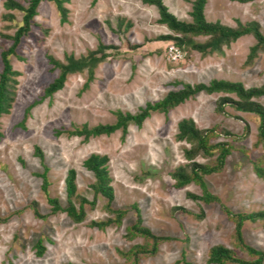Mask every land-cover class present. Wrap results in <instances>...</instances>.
I'll return each instance as SVG.
<instances>
[{"label": "rangeland", "instance_id": "obj_1", "mask_svg": "<svg viewBox=\"0 0 264 264\" xmlns=\"http://www.w3.org/2000/svg\"><path fill=\"white\" fill-rule=\"evenodd\" d=\"M4 1L0 0V52L11 45L7 37L14 34L22 17L17 10H5ZM13 1L25 7L28 0ZM192 1L163 3L178 20L190 22ZM64 6L68 14L62 24L54 4L42 1L34 26L16 54L9 56L19 76L9 113L0 117V264H124L119 252L143 242L142 238L125 237V228L135 220L132 205L137 206L142 225L152 234L170 238L159 245L154 256L141 258L139 264H208L207 252L215 246L251 260L235 247L234 225L221 205L188 198L187 194L200 196V187L190 183L177 189L171 178L176 168L189 164L183 150L190 145L177 141L175 135L177 123L191 119L199 130H216L218 137L211 143L227 142L233 148L220 172L203 177L207 191L233 213L264 209V180L252 171V162L264 153L256 144L259 121L253 114L229 106L218 113L216 104L224 94L199 93L166 115L151 113L140 128L130 124L125 136L118 130L84 140L63 131L112 125L115 112L135 114L184 84L225 80L245 88L263 86L264 53L247 61L249 48L255 44L253 37L243 36L221 52L212 48L200 53L175 39H162L176 35L157 23L154 6L139 0H98L95 5L91 0H68ZM204 16L207 22L232 28L238 22H257L264 34V0H207ZM191 40L204 44L209 38ZM99 46L104 47L105 57L94 68L86 89L84 69L68 75L60 91L43 98L44 89L58 74L48 56L60 62L69 55L88 58L91 52L100 57ZM256 101L264 107V96ZM36 148L42 160L35 155ZM92 154L108 158L114 193L110 208L127 211L120 226L103 230L91 226L112 217L106 211V199L100 195L94 198L93 175L82 166ZM215 157L198 155L194 161L212 164ZM43 166L48 170L47 195L36 175L43 172ZM68 170L75 171L77 194L88 201L95 199L93 209L85 206L81 223H74L64 213H51L47 203L48 196L66 206L64 179ZM242 238L248 246L264 252L262 222L244 223ZM38 240L44 247L41 256L36 255Z\"/></svg>", "mask_w": 264, "mask_h": 264}, {"label": "trees", "instance_id": "obj_2", "mask_svg": "<svg viewBox=\"0 0 264 264\" xmlns=\"http://www.w3.org/2000/svg\"><path fill=\"white\" fill-rule=\"evenodd\" d=\"M42 1H48L54 4L59 17L60 23L67 22L68 10L64 4L68 0H28L27 5L23 7L18 2L13 0H5L3 8L7 11L17 10L22 13L20 26L16 29L12 36L7 38L11 41V45L1 50V72H0V117L7 115L14 101L15 87L17 85V77L19 73L12 69L9 62V56L16 54V49L22 39L26 37L31 28L34 26V17L37 14V8ZM98 0H91V5H95ZM142 4L154 6L158 13L157 23L164 25L170 32L176 36H164L162 39H175L181 44H187L193 51L205 53L208 49H214L221 52L222 47H228L231 43L239 38L250 35L255 40V44L249 48L247 61H250L257 53H264V34L260 31V26L257 22H249L245 24L237 23L235 28L224 26L219 22H207L204 16V8L207 0H193L191 3L190 22H183L178 20L173 14L168 11L164 5L163 0H139ZM239 3H248L255 0H233ZM196 37H208L209 41L204 44L193 42L191 39ZM104 47L99 46L97 52L101 53L100 57H96V52H91L88 58L74 59L72 55L65 56L64 62H60L51 56L47 57L48 63L52 69L58 72L53 81L44 89L43 98H49L54 93L60 91L67 79V76L82 70H87V79L83 85V89L88 87L89 82L93 79V71L96 65L105 57L103 53ZM177 85V84H176ZM204 93L207 95L221 93L225 96L221 97L216 104V111L223 113L224 107L229 106L235 111L241 113L253 114L257 117L259 123L256 132V144L261 145L264 150V107L256 101L257 98L264 96V85L260 87L245 88L239 82H229L225 80H212L208 84H197L191 86L189 84L182 85V88L177 91L168 92L160 101L155 103H148L144 108H141L137 113H121L117 111L114 113L116 121L112 125H97L92 128L82 126L74 128L70 131H63L69 136L82 137L84 140L90 137L109 136L114 132L120 130L122 136L127 133V128L130 124L140 128L143 122L150 116L151 113H162L166 115L170 110L176 108L184 103L189 98ZM228 95H233L235 99ZM30 108L26 110V114ZM61 134V132H57ZM248 133V126L244 127V135ZM224 135L230 136L233 139H238L224 132ZM1 137V133H0ZM177 141H184L190 145L189 149L183 150V155L189 164L179 166L171 173V178L174 180V187L177 189L183 188L190 183H194L200 187L202 193L200 196L187 194V197L193 200H200L205 204L217 203L222 207L223 213L227 219L234 225V239L235 247L244 252L251 260H244L239 258L237 254L224 247L215 246L207 252L208 264H262L264 262V252L254 249L243 241L242 227L244 223L262 222L264 229V209L250 212V213H233L228 208L221 204L220 199L210 194L205 188L203 181L204 176L218 173L222 170L225 159L233 150L232 146L225 143H211L212 139L218 137V133L214 128L199 130L191 119H182L177 123V134L175 135ZM35 155L42 160V154L38 148L35 149ZM201 155L204 158H210L216 155L212 164H199L194 161L196 156ZM108 158L107 156L92 154L87 157L82 166L89 171L94 178L91 189L94 198L97 195L106 199V211L112 215L104 221L92 222L91 226L99 230L105 229L107 226H120L122 219L126 216L127 211L123 209L113 210L110 208L114 200L113 189L110 185L111 178L108 172ZM47 167L43 166V172L36 174L41 178V190L44 194L47 193ZM252 171L254 175L264 180V153L261 157L252 162ZM75 171L68 170L64 179L66 206L62 207L57 198H50L47 196V203L51 208V213H64L74 223H81L85 220L86 212L85 206L89 209L95 207V199L88 201L79 196L76 192ZM32 209L36 216L37 213L35 204ZM135 213L134 222L125 228V237L128 240L135 238H142L143 242L139 245L132 246L126 252H119V255L124 259V264H139L143 257L154 256L161 243L169 241L170 238L159 237L152 234V232L142 225L140 212L136 205L130 207ZM201 217V215H200ZM36 255L41 256L44 247L41 240L35 245ZM184 264H189L183 262Z\"/></svg>", "mask_w": 264, "mask_h": 264}]
</instances>
